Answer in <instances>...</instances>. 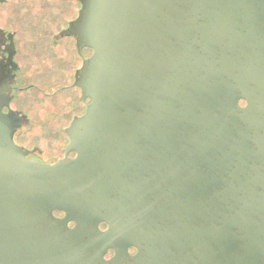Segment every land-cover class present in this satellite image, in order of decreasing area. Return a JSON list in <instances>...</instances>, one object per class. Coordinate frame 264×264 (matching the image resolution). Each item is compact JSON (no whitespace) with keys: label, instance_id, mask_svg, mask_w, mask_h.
Returning <instances> with one entry per match:
<instances>
[{"label":"water","instance_id":"obj_1","mask_svg":"<svg viewBox=\"0 0 264 264\" xmlns=\"http://www.w3.org/2000/svg\"><path fill=\"white\" fill-rule=\"evenodd\" d=\"M76 1L66 33L78 53L92 49L74 73L85 112L70 122L79 91L52 82L46 95L24 69L14 102L28 114L26 145L51 161L66 146L63 158L25 157L13 139L21 116L2 111L0 81V264H94L130 246L140 264H169L176 251L192 264L202 250L206 263L194 197L180 193L179 204L164 186L179 185L174 157L264 156V0ZM240 174L217 182L213 264L264 257V173L244 183Z\"/></svg>","mask_w":264,"mask_h":264},{"label":"flooded vegetation","instance_id":"obj_2","mask_svg":"<svg viewBox=\"0 0 264 264\" xmlns=\"http://www.w3.org/2000/svg\"><path fill=\"white\" fill-rule=\"evenodd\" d=\"M6 2L7 0H0V6H3ZM1 18L2 15L0 14V81L2 82L4 95L9 97L8 105L3 106L2 111L4 113L12 112L15 115L21 116V124L15 130L13 139L14 142L21 148V151L23 152L25 157L28 159H35L43 163H54L60 158L64 157V149L66 146L63 149V155L51 161V159L45 160L43 158L41 154L42 150L38 146H34L33 148H30L25 143V139L28 138L27 135H29V133L28 132L26 133V131L24 130V128L28 123L27 122L28 114L24 109L18 108L16 105H15L16 107L14 106L16 97H18L19 94L25 92L24 87L21 86L25 78L23 67L19 60V56L22 55L21 47L18 44L17 30L7 27L6 24H3L1 22ZM68 22L65 27H63L56 34H53L52 42L57 45V43L62 39L73 40V46L75 49L76 56L80 60V65L77 66L73 71L71 86L79 91V101L82 102L83 109L82 111H80L79 109L77 113H74L72 115V118L70 120L71 122L73 118L81 116L85 112L86 106L90 102L89 98H84V99L82 98L80 88L75 86L73 82H74L75 71L82 65L84 59H87L88 57L91 56L92 49L88 47H83L81 53H78L76 48L75 38L66 33ZM60 48L64 49L63 46H61ZM56 53L58 54L59 51H56ZM46 95H48V93H46ZM238 104L240 106H245L246 102L243 99H239ZM70 122L68 123L67 126L63 128L65 135H66L65 128L69 126ZM66 137L69 142V138L67 135ZM75 155H76L75 152L71 151L68 153L67 158H74ZM171 160L176 161L178 163L177 166L179 165L182 176L178 177L177 180V182L179 183L178 186L173 187L171 182L172 179H171L166 183V186H164V188L166 187L172 188L168 190L169 192H173L174 190H176L174 192L178 193L179 195L180 193L182 195L190 194L194 197L193 205H194L195 213L198 214L197 216L194 215V217H192L194 221L193 226L196 227L198 230L201 229V233L199 235L201 237V241L203 243L208 242L209 257L206 263L204 259V252L202 250V252L200 253V257L195 256L194 257L195 262H193L192 264H213L212 254L214 253V241H215V226L213 223L215 219V212H214L215 194L217 191H222L225 188L224 186L217 188V182L219 181L221 185L222 184L226 185L225 180H227L228 185L230 186L232 179L229 178L228 174H230L232 170L235 172V174L236 173L239 174V172L241 173L238 176V180L240 182L244 183L246 180L250 182L255 180L254 178L257 175H260V173H264V156L235 157L233 159L234 160L233 163H230L231 160L226 159L223 156L221 157L179 156V157L171 158ZM177 166L168 165L167 167L168 168L175 167L177 169ZM222 173L223 175L221 176L220 174ZM236 179L234 180V184L238 185L239 181ZM262 191H263L262 188H258V190L256 191L254 189L251 190L250 193H263ZM182 195H180L179 197L180 198L179 204L186 199ZM257 197L259 198L260 196ZM248 202H251V200H247L246 203ZM53 215L56 218H61L64 216V213L62 211L54 210ZM74 225L75 223L73 221H70L68 223V227L70 228H72ZM98 228L101 231H104L107 229V224L104 222H100L98 224ZM83 239L86 240L87 239L86 236H84ZM88 252L96 256L95 253H93V251H88ZM138 254H139L138 249L134 246H130L127 249L126 257L120 254H117L116 256V252L113 249H108L105 253H103L102 259L96 256L92 258V262L94 264H140V261L137 259ZM170 254L172 258L173 255L176 257L174 261H172V258H170V260L167 261L169 264H183L181 258H179L180 252L178 253L176 251V252H171ZM113 258L115 259L114 261ZM251 263L264 264V257L261 256L259 260L256 261V263L252 261Z\"/></svg>","mask_w":264,"mask_h":264},{"label":"rangeland","instance_id":"obj_3","mask_svg":"<svg viewBox=\"0 0 264 264\" xmlns=\"http://www.w3.org/2000/svg\"><path fill=\"white\" fill-rule=\"evenodd\" d=\"M0 6L1 22L9 28H28L17 31L18 44L22 48L19 60L32 82L52 93V82L71 85L74 67L80 65L76 56L73 40L62 39L55 44L57 59L50 43L51 34L67 25V19L77 15L80 3L76 0H10ZM66 45V46H65ZM61 46L64 47L60 48Z\"/></svg>","mask_w":264,"mask_h":264}]
</instances>
